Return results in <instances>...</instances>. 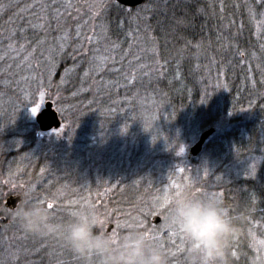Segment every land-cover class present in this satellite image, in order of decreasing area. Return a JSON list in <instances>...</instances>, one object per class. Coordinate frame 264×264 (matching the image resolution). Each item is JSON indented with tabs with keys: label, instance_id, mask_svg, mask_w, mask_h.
<instances>
[{
	"label": "rangeland",
	"instance_id": "rangeland-1",
	"mask_svg": "<svg viewBox=\"0 0 264 264\" xmlns=\"http://www.w3.org/2000/svg\"><path fill=\"white\" fill-rule=\"evenodd\" d=\"M193 1L168 0L165 4V0H144L135 8L121 6L125 11L100 8L106 0L0 2V209L12 208L5 205L7 198L28 192L34 201L44 200L45 206L53 203L57 222L67 221L73 212L94 211L105 220L98 230L106 232L112 224L108 234L152 232L157 236L153 242L163 244L169 264H185L188 243L179 235L172 236L164 208L158 207L165 193L176 191L172 185L190 183L196 195H215L224 206L227 184L243 173L264 185V127L253 111L256 108L258 113L264 107L260 100L264 90V7L256 0H223L221 12V0H202L209 9L215 3L213 12L222 24L212 29L215 44L205 43L204 63L194 65L199 71L194 78L201 73L196 101L188 100L183 107L166 97L160 84L181 81L185 74L190 80V63L187 72L179 75L169 65L166 68L173 64L184 72V53L160 61L149 18L151 14L155 17L156 7L161 12L170 5ZM40 3H56L60 13H64L65 3L74 7L68 9L71 16L65 13L57 21L53 18L56 10L50 7L42 12ZM33 4L34 8L29 7ZM144 6L147 9L141 19L127 15V10ZM93 12H99V17L94 18ZM41 24L45 27H39ZM78 26H82L79 36ZM250 30L254 53L243 64L242 82L236 84L231 78L236 74L231 54L237 47L236 36L247 39ZM65 33L68 38L61 40ZM86 36H92V41ZM76 54L83 57L82 69L80 62H72ZM206 92L211 95L201 103ZM46 101L53 103L63 123L56 129L63 128L60 136L52 132L55 129L40 131L31 115V108L40 105L41 111ZM97 102L112 103L105 109L110 113L108 126L91 115L98 111L93 108ZM209 127L214 128L213 134L192 157L191 146ZM248 137L254 138L251 145ZM243 146L247 148L243 150ZM258 174L262 179L256 178ZM122 189L131 192L129 200L119 197ZM110 198H116L112 204ZM155 216L159 217L157 224L153 223ZM143 220L148 221L147 227ZM249 237L260 253L264 244L259 242L264 240L255 231ZM0 264L83 262L54 238L25 235L0 211Z\"/></svg>",
	"mask_w": 264,
	"mask_h": 264
},
{
	"label": "clouds",
	"instance_id": "clouds-1",
	"mask_svg": "<svg viewBox=\"0 0 264 264\" xmlns=\"http://www.w3.org/2000/svg\"><path fill=\"white\" fill-rule=\"evenodd\" d=\"M163 208L166 222L188 243L185 264H234L231 247L239 226L221 201L196 195L189 183L169 195ZM0 211L25 235L54 238L83 264H169L168 255L143 231L130 230L117 239L98 230L100 218L94 211L74 212L67 221L57 222L28 192L19 194L14 208ZM254 264H264V248Z\"/></svg>",
	"mask_w": 264,
	"mask_h": 264
},
{
	"label": "trees",
	"instance_id": "trees-1",
	"mask_svg": "<svg viewBox=\"0 0 264 264\" xmlns=\"http://www.w3.org/2000/svg\"><path fill=\"white\" fill-rule=\"evenodd\" d=\"M5 1V0H0ZM110 0H106V3H109ZM204 2L202 0H195L193 2H190V4H181L176 3L175 9L174 5H170V9H162L156 7L157 13H155V17L151 14L150 21V27L153 28V33L151 35L155 38L156 46H158V56L157 57L160 61L163 60H170L171 57H175L176 54L180 51L184 53V56L182 58V63L185 65V70L183 72V68H180L179 66L176 67L173 64H166V68H168V65L171 70H175V74L179 75L181 72L186 73L187 72V64H189V74H190V80H187L186 74L182 76L181 81H171L170 83H166L165 81L160 84L162 89L166 91V97L170 98L173 103H177L179 106L185 107V104L188 100H195V90H199V82H200V76L197 79L194 78V76L199 72L196 70V67L198 63H201L203 61V55L206 52L207 45L205 44L207 41H210L212 44H215V41L212 39L214 38L212 34V29L215 25L222 24V21L218 20V16H215V12H213L215 3L212 2V5L210 6L211 9L205 8ZM181 9L187 10V26H179L177 27V30L172 32L169 31V33L165 36L161 30L160 26L157 25L156 21L158 19L164 20L165 24H169L172 12L173 10L176 11L177 15H183L181 12ZM202 10V11H199ZM155 11V10H154ZM204 13V14H203ZM233 17H235V13L232 12L231 14ZM204 16H206L207 22L204 20ZM234 19V18H233ZM236 20V18H235ZM22 27L20 30H22ZM207 34V36H206ZM242 37V36H241ZM239 35L236 36V49L234 50L235 54L231 57L232 65L234 67V71L236 74L235 77H232V82L234 83H241L242 81V69L243 64L247 63L249 60H251L252 57L250 55L252 54V48H254V39L252 35V30L249 31V34L246 35V37L249 38H241ZM127 40V39H126ZM128 41V40H127ZM221 43V41H220ZM249 43V44H248ZM199 45V47H197ZM216 46V45H215ZM221 49H223V46L220 44ZM254 53V52H253ZM188 54V56H187ZM230 57V56H229ZM230 58H228L227 61H229ZM75 64L81 63L80 68L82 69L84 66L83 57L78 56L76 54L75 57H73V61ZM198 62V63H197ZM69 64L68 62L66 63ZM70 65V64H69ZM61 65H59L60 68ZM180 68V69H179ZM179 70V71H178ZM181 71V72H180ZM178 73V74H177ZM172 74V71H171ZM84 75V72L81 74ZM192 77V78H191ZM57 79V78H56ZM195 79V80H194ZM244 83V82H243ZM122 85V83H120ZM82 85V84H81ZM246 85V84H244ZM86 86V84L84 85ZM89 88H93V85L89 83ZM87 88V87H86ZM126 88V87H124ZM190 90H193V93L191 95L188 94ZM153 94V93H152ZM151 94V95H152ZM86 97L88 96V92L85 93ZM192 96V97H191ZM184 100V102H176L179 99ZM106 99V98H105ZM262 102H264V90H262V96L260 99ZM99 104H95L93 108H97L98 111L95 113H92L91 115L94 116V118H98L99 121L103 122L104 125L108 126V123L111 122L109 119L110 113L107 114V111L105 109L107 107H111L112 103L106 105L108 102H97ZM194 105H196L194 103ZM187 106V105H186ZM94 110V109H93ZM256 108L253 109L254 115L256 116L257 120L261 121L260 125H263L264 127V107L260 106V110L257 113ZM78 123V121H76ZM262 131H264V128H262ZM252 133L254 134L255 131L253 129ZM251 135L253 136V134ZM252 142H254V138L248 137V145H251ZM247 146V144H245ZM245 146L242 147L244 150ZM250 149V148H249ZM260 170V169H259ZM259 178V174L256 177ZM231 182L227 184L228 190L225 193L224 203L226 208L229 210L231 216L236 219V222L239 226V233L232 242L231 251L232 253H235L234 255V264H254V259L258 253L257 250L252 246L251 240H250V233L252 231L256 232V236L264 240V185L258 181L255 180L254 176L251 177L250 174L246 175V173H243L242 176L239 179L236 180H230ZM235 185H237L235 187ZM234 186V187H233ZM233 187L234 189L231 190L230 188ZM123 191V189L121 190ZM118 191H115L117 193ZM130 191L122 192L121 196H125V199H130ZM116 198H110L109 203L112 204L115 201ZM112 206V205H110ZM136 212V210L134 211ZM144 216H142L143 218ZM5 220V219H4ZM113 220V217L111 221ZM5 223L6 221H2ZM145 227L149 225L147 220H143Z\"/></svg>",
	"mask_w": 264,
	"mask_h": 264
},
{
	"label": "snow or ice",
	"instance_id": "snow-or-ice-1",
	"mask_svg": "<svg viewBox=\"0 0 264 264\" xmlns=\"http://www.w3.org/2000/svg\"><path fill=\"white\" fill-rule=\"evenodd\" d=\"M167 3H168V0H165V4H167ZM256 4L258 6H260V7H264V0H256ZM35 6H36L35 4L29 5V7H32V8H34ZM0 7H3V6L0 5ZM50 7L56 10V15L53 18L56 19L57 21H59L60 19L63 18V16H64L65 13H67L68 16H71L72 14L70 12H68V9H70V8H72L74 6L71 3H65L63 5V7H64V13H60L59 6L56 3H53L51 5H49L47 3H40V8H41L42 12H45L46 13ZM90 7H93L94 8V7H97V5H90ZM99 7L100 8L115 7L119 11H125L121 7V5L119 3V0H110V2L107 3V4L101 3V4H99ZM173 7L175 9L176 5H174ZM146 9H147V6L141 7L139 9L127 10V15L130 16V17L134 15L135 18L137 20H139V19L142 18L141 14L144 13L146 11ZM77 11H78V9H77ZM199 11H202V10H199ZM223 11H224V5H223V0H221V12H223ZM249 11L254 13V8L252 6H250L249 7ZM181 12L183 13V15L178 16L177 13H176V11L173 10L170 23L167 24V25L165 24V21L164 20L157 19L156 23H157L158 26H160V30H161V32L165 36L169 33V31H172V32L176 31L177 30V27H179V26H185V27L187 26V10L186 9H181ZM99 15H100L99 12H93V17L94 18H98ZM262 15H264V13H262ZM41 19H45V17H41ZM143 19H147V17H143ZM33 27H36V25H33ZM39 27L43 28V27H45V25L44 24H41V25H39ZM81 27L82 26H78L77 29H76V35L77 36H79L81 34V31H80V28ZM15 35L16 34L14 32L13 33V38L15 37ZM67 38H68V35H67V33H65V35L63 37H61L60 39L61 40H66ZM85 39L88 40L89 42H91L92 39H93V37L92 36H86ZM8 47H12V45L9 44ZM21 47H23V45H21ZM59 47H60L61 50H63L64 44L61 43L59 45ZM197 47H199V45H197ZM157 63H159V61H157ZM209 95H211V93L206 92L204 94V96L201 98L200 102L201 103H206L207 98H208ZM40 99H41V103H42L43 102V99H44V94L43 93L40 94ZM39 111H40V105H38L37 107H33V108L30 109L31 115L34 118L38 116ZM232 112H234V111H232ZM126 130H127V125H125V129L123 131H126ZM52 132L55 133L57 136H60L63 133V128H61L59 131L52 130ZM183 153H184V148L181 147L180 148V154H183ZM179 171L183 172L184 170L183 169H180ZM180 186L181 185H179V184H173L172 185V187L175 188L176 190L179 189ZM33 190H34V186H33ZM211 198L216 199V200H219L218 197L215 196V195L212 196ZM157 199H161V198L158 197ZM162 201L163 202L161 204V207H164L169 202V194L165 193V195L162 197ZM38 202H40L42 204H45V201L44 200H39ZM46 206L51 211L53 210V203L48 202ZM72 214H74V212ZM98 223H99L100 228L103 229L104 224H105V220L104 219H99ZM117 227H119V225H117ZM144 233L151 240H153V241L157 240V236L154 235L152 232L144 231ZM112 235H113V237H115L117 239L119 237L118 234L115 233V232H113ZM178 235L181 237V239H184L183 236H182V234L179 231H177V230H175L173 228L172 236H178ZM259 243L264 244V241H261ZM159 246L162 248L163 247V244H160ZM233 255H235V253H233Z\"/></svg>",
	"mask_w": 264,
	"mask_h": 264
},
{
	"label": "water",
	"instance_id": "water-1",
	"mask_svg": "<svg viewBox=\"0 0 264 264\" xmlns=\"http://www.w3.org/2000/svg\"><path fill=\"white\" fill-rule=\"evenodd\" d=\"M143 2L144 0H119L120 5L125 7H136L141 5ZM35 120L41 131L58 129L61 125L58 114L53 109L52 103L49 101L44 104V108L38 113V116L35 118ZM213 132H214V128H208L200 134L196 143H194L189 150V153L192 157L200 153L203 144L213 134ZM18 199H19L18 195L11 196L6 199L5 205L7 207L11 206L12 208H14L17 204ZM158 222H159V217L155 216L153 223L156 224ZM112 227L113 225L109 224L106 232L108 233L112 229Z\"/></svg>",
	"mask_w": 264,
	"mask_h": 264
}]
</instances>
